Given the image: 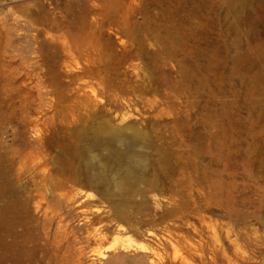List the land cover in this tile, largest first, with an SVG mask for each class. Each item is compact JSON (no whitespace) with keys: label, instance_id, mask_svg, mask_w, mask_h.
Listing matches in <instances>:
<instances>
[{"label":"rangeland","instance_id":"374dc122","mask_svg":"<svg viewBox=\"0 0 264 264\" xmlns=\"http://www.w3.org/2000/svg\"><path fill=\"white\" fill-rule=\"evenodd\" d=\"M77 1L78 7L75 4L71 8V0H0V32L3 38L0 43L2 48L0 63L3 64L6 58L11 59L10 67L14 68L18 76L23 74V67L28 65L29 59L25 57L31 54L32 45L28 36L17 39L11 45L5 41L4 31L10 22L16 25V33L26 29L22 17L17 16L18 9L25 8L35 12L41 4L43 10L45 7L44 11L48 10L51 15L56 13L53 16L58 24L56 21V26L52 30L48 29L49 34H61L68 42L70 38L77 43L82 41L80 51L76 50L70 55L63 53L60 46L55 47L56 49L53 46L51 50L55 49L53 57H56L53 58L49 50L50 58L43 63L53 71L57 67L54 71L56 79L55 76L53 78L55 94L48 91L50 87H43V92L36 96V88H32L31 96L27 98L30 108H27L26 115L30 119L41 120L50 117L55 120L64 117L68 120L74 119L76 129H80V123L88 127L99 121L104 107L110 106L119 113L127 111L126 109L131 107L121 98L124 97L125 100V97L135 96L133 99L136 104L133 103V106L139 112V116L129 120L135 121L141 128L148 123L147 127L153 126L156 133L163 132L168 138L178 137L182 145L173 146L171 149L178 152L179 161L183 160L185 163L182 169L172 174L170 183L159 175L161 183L157 188L151 189L147 185L139 184L143 189L141 191L145 190L142 192L144 196L133 197L132 203L126 208L128 222H119L114 210L108 207L102 198L100 199L98 191L85 185L84 157L83 160L79 157L74 162L78 177L76 176L75 183H71L72 197L69 200H57L56 197L50 204V208L57 215L53 227L59 224L61 227L58 235L65 230L69 238L72 264H264V0ZM75 14L76 16L79 14V18H73ZM132 26L135 27L134 32L131 30ZM166 30H172L175 35L172 32H170L172 35L166 34ZM197 50L202 52V55L196 52ZM211 52L215 53L216 63L212 70L209 68L205 70L201 57L203 53L205 56ZM236 55H245L251 60L252 66L245 81L230 72L231 61ZM87 58L92 61L95 74L91 77L85 76L67 86L69 71L72 72L77 64L84 63ZM119 58L124 60L121 61ZM117 60H120V63ZM64 62L68 65H64ZM44 65L43 69L46 68ZM154 66L160 70L157 71ZM258 70L262 73L260 85L262 95L256 96L254 101L255 103L259 101V109L249 105L250 95L247 90ZM183 72H187L186 82L182 76ZM198 75L200 77H197ZM32 79L34 78L27 79L29 86L33 84ZM64 79L67 81L66 84ZM84 80L89 86L83 82ZM106 82L113 86L106 88ZM82 85H86L84 88L89 92ZM116 86L124 90L127 88L125 90L129 91L125 94L127 96L121 94ZM131 87L142 89L145 87L149 94L144 96H139L138 92L131 94ZM75 92L81 97L76 98ZM20 96L14 97L11 103L16 110L21 108L18 101L24 98L25 94L21 93ZM146 97L153 101L154 109L150 110L146 105ZM62 99L66 101L63 102ZM87 99L89 102H86ZM105 99H111L110 102L113 104ZM54 100L58 102L56 109L51 105ZM0 101L4 107L10 105L3 91L0 93ZM97 102L101 106L91 110V117L83 118L86 112L79 106L83 103ZM154 114L158 115L155 118L157 120L163 116L159 122H166L165 126H159V123L151 125V122H155L151 116ZM81 117L84 120H79ZM182 127L184 128L181 129ZM27 136L30 137L31 132L27 131ZM196 141L200 142L198 146L201 145L200 148H203L199 153L200 157L197 155L200 161L191 152V147L197 146ZM76 142L80 144L79 141ZM204 144H207V148ZM213 155L221 157L215 158ZM198 170L203 172L202 176ZM92 206L103 207L104 211L89 214L87 211ZM123 246L124 248H121ZM140 248L145 250L142 251ZM100 253L103 255L99 256Z\"/></svg>","mask_w":264,"mask_h":264},{"label":"bare ground","instance_id":"6f19581e","mask_svg":"<svg viewBox=\"0 0 264 264\" xmlns=\"http://www.w3.org/2000/svg\"><path fill=\"white\" fill-rule=\"evenodd\" d=\"M71 1H72L71 8L75 4L77 6V4H78L77 0H71ZM68 5H70V2ZM42 6L43 5L40 4V8L37 9L35 12L29 11V9L27 10V9L23 8V6H22L23 9H18L19 14L17 16L22 17V20L24 21V23H26V24H24L26 29L16 33V25H14V22H10L9 26H7L5 31H4L6 43H9L11 45V44H14L17 39H19V38L21 39L23 36H28L32 45L30 46L31 54L29 56H27L28 58L25 57V59H29V62H28V65L26 67H23V70H24L23 74H21V75L19 74V76H18V74L15 73L14 68L10 67V62L12 61L11 59H7L5 57L6 60L3 61V64L0 63V93H2V91H3V93L5 94V97H6V101L8 99L9 103H10L9 106L4 107L0 101V264H72V258L70 255V251L72 249H71L69 238L67 237L65 230L62 231L61 235H58L59 229L61 227L59 224H57L55 227H53V221H54V218L57 217V215L54 212V210L52 208H50V204H52L51 201L53 199H55L56 197H57V200H62V199L69 200L72 197V194H73L72 189L73 188L71 189V186H72L71 183H73V182L75 183L76 176L78 177V175L74 169V162L79 157H81L82 160L84 157L83 168H84V171L86 173L85 182H84L85 185L92 187L93 189L95 188L98 191V195L100 196V199L102 198V200L107 203L108 207H110L112 210H114V213H116L117 218L120 220L119 222H121V221L128 222L129 216L127 215L128 212H127L126 208L129 206L130 203H132L134 196H136V195L141 196V195H143L142 192H145V190L141 191L143 189H141L139 187V184L147 185V186H149V188L151 187V189L157 188L161 183V181H160L161 179H159V175L162 177V179H164L170 183L172 174L176 170L182 169L184 166V163H185V161H183V160L179 161L180 156L177 155L178 152H174L171 149V147H173V146L182 145L181 142L178 140V137L176 135L175 136L177 138H172L173 137L172 136L171 137L172 139H171V138H168L167 136H165V134L163 132L158 131V133H156L155 129H153V126H151L150 128L147 127L148 123L146 124V126L144 125L145 127L142 126L144 128H141L139 126V124H137L135 121L129 120L130 118L139 116V112L133 106V103H134V105L136 104V101L133 99L135 96L132 98H126L125 97V100L123 99L124 97L121 98V100H123L126 104H129V106L131 107L130 109L129 108L126 109L127 111H125L123 113H119V111L115 112V110L112 109L110 106H108L106 108L104 107L101 115H100V113H98L100 116H102V118L100 117L101 119L98 117L99 121H97L98 119L97 120L95 119V118H97V117H95L96 116L95 115L94 116L95 118H93V119L96 120L97 122L94 123L93 125L87 127L85 124L80 123L81 128L80 127L79 128L81 129V131H80V129H76V127L74 125L75 124L74 119L68 120L65 117L60 119V120H55L53 117H50L47 119H42V120L41 119H30V118H28V116L26 115V112H27V108H30V105H28L27 98H28V96H31L30 90L32 88H36V96H39L43 92L42 91L43 87H45V88L50 87V90H48V91L53 92L55 94V83L53 81V78L55 76L54 71L56 70L57 67L55 66L56 68L53 71V69L47 68L48 66L46 67V63H43V61L45 62L46 60H48L50 58V57H48L49 50H50V53L52 54V55L51 54L50 55L53 57V55H55V52H54L55 49L60 46L63 53L70 55L72 52H75L76 50L80 51V45L82 42V41L81 42L79 41L77 43V42L71 40V38H70L71 35H69V36L67 35L70 38V42H68L65 39V37L62 38L61 34H49L48 29L52 30L54 28V26H56L55 23L57 20L53 16L54 13L51 15V13L48 10H46L48 12L44 11L45 7L43 10V8H41ZM73 8H75V7H73ZM56 9H57V7H56ZM93 9L94 8H92V10ZM93 12H94V10H93ZM74 13H75V11L73 10V14ZM76 14H75V17H73V18H79V16H78L79 14L77 16H76ZM54 15H56V13ZM74 22H76V21H74ZM81 22H82V20H81ZM90 23H92V22H90ZM57 24H58V21H57ZM78 28H80V27H78ZM78 28H77V30H78ZM134 28L132 26L131 30H133ZM169 28H170V25H169L168 29ZM134 30H133V32H134ZM68 31H70V30H68ZM166 31H167L166 34L167 33L171 34L170 32H172V30L171 31L166 30ZM66 33H67V31H66ZM160 35H159V37H160ZM156 36H157V34H156ZM176 36H178V35H176ZM2 39H3L2 38V32H0V43L2 42ZM173 39L171 41H173ZM182 40H184V39H182ZM90 41H91V39H90ZM177 44H179V42ZM182 44H183V42H182ZM139 45H141V44H139ZM53 46H54V48L56 47L54 49V51L51 50ZM171 47H172V45H171ZM94 48H95V46H94ZM141 48H143V46ZM169 48H170V46H169ZM204 48H206V47H204ZM1 49L2 48H0V53H2ZM137 49H138V47H137ZM200 50H202V49H200ZM204 51H206V49L203 50V52ZM86 52H87V50H86ZM141 52H140V54H141ZM145 52H146V50L144 51V53ZM196 52H199V51L197 50ZM63 53H60V54H63ZM169 53H171V52L169 51ZM193 53H195V52H193ZM201 53L202 52H199V54H201ZM207 53H209V52H207ZM212 53L213 52H211V54H208L205 56L203 53L204 57L203 56L201 57V59L203 58L201 61H202V67L204 69L209 68V70H212V68L215 66V63H216L215 62L216 61L215 60L216 59L215 53L214 54H212ZM133 54H135V52ZM199 54H197V55H199ZM125 55H127L126 57H128V54L125 53ZM139 55H137V56H139ZM216 56H217V54H216ZM122 58L125 59V57H122ZM100 59H99V61H100ZM107 59L108 58H106V60ZM124 59H122V60H124ZM119 61L117 60V62H119ZM156 62H157V58H156ZM111 63H112V61H111ZM220 63H221V61H220ZM231 63H232V66H231L230 72L232 74H234L236 77H238L239 79L245 81L247 79V74H248V72L252 66L251 60H249L245 55H236L233 57ZM48 64H50V62H48ZM66 64L67 63H65L64 65H66ZM196 64L197 63H195V65ZM43 65H44V67H46L45 69H43ZM61 65H63V64L61 63ZM98 65H100V64H98ZM107 65H108V63H107ZM119 65H121V64H119ZM192 66H193V64H192ZM110 67H112V66H110ZM113 67H114V64H113ZM103 68H104V66H103ZM115 68H114V70H115ZM154 68H155V66H154ZM104 70H106V69H104ZM111 70H113V68H111ZM158 70H160V69L158 68ZM189 70H190V66H189ZM199 70H201V69H199ZM69 72L70 73L67 74V77H68L67 86L69 84L75 82L76 80L82 79L85 76L86 77L93 76L96 71H94V69L92 67V61L87 58L84 61V63L77 64L76 68L72 72L71 71H69ZM149 72H151V71H149ZM186 73H184V72L182 73V76L184 78V82H186L185 79H187V77H188V76L185 77ZM195 73H196V71H195ZM200 73H201V71H200ZM103 74H105V73H103ZM115 74H117V73L115 72ZM228 75H230V74H228ZM164 76H165V74H164ZM206 76H208V75H206ZM32 77L34 78V79H32L33 84L29 86L28 85L29 81L27 79L28 78L31 79ZM62 77H64V76L62 75ZM197 77H200V75H198ZM122 78H124V77H122ZM166 78H167V75H166ZM207 78L208 77H206V79ZM55 79H56V76H55ZM65 79H64V82H65ZM149 79H151V78H149ZM191 79H192V76H191ZM86 80H87V78H86ZM86 80H84L83 82L86 83L87 82ZM107 80H109V78ZM115 80L117 81V78ZM193 80H194V78H193ZM261 80H262V73L258 70L254 74L252 80L249 83V87L247 89L248 94L250 95V99H249L250 104L249 103L248 104L251 105L253 108H258V109H259L258 106L260 105L259 101L257 103H255L254 98L256 96L261 97V95H262V89L260 86ZM147 81H148V79H147ZM66 82H65V84H66ZM131 82L132 81L130 80V83ZM163 83H164V81H163ZM56 84H57V82H56ZM120 84H121V82H120ZM149 84H150V82H149ZM180 84H182V83L180 82ZM61 85H62V83H61ZM86 85H88V83H86ZM86 85H82L83 88ZM122 85L123 84H121V86ZM125 85H126V83H125ZM105 86H106V88H109L110 86H113V85L109 82H106ZM128 86H130V85H128ZM128 86H125V87H128ZM146 86L148 87L149 85L146 84ZM163 86H165V85H163ZM156 87H158V86H156ZM118 88H119V90H120L119 92H121V94L124 93V95H125V94H128V92H129V91L125 92V90L127 88L125 90L119 86L117 87V89ZM131 88H132L130 90L131 94H133L134 92H138L137 94L139 96H144L148 93V89H146L145 87H143V89L140 87L139 88L131 87ZM91 89L94 90L93 88H91ZM85 90H88V89L86 88ZM108 90H107V92H109ZM150 90H152V89H149V91ZM210 90H212V89H210ZM58 92H60V91H58ZM88 92H89V90H88ZM21 93H24L25 97L20 98V100L18 101L19 102L18 104H21V108L19 110H16V109H14V107H12L13 105L11 103L15 99L14 97H17V96L19 97ZM84 94H85V96H88V94H86V93H84ZM72 95H74V94H71V96ZM94 95H96V94L94 93ZM66 96H67V94H66ZM89 96H91V95H89ZM125 96H127V95H125ZM75 97L80 98L81 95H79L78 92H77V94L75 92ZM118 97H121V96L118 95ZM246 98H248V97H246ZM64 100H63V102H64ZM84 100H86V99L84 98ZM107 100L109 103H111L110 101H112L111 99H107ZM258 100H260V99L258 98ZM102 101H103V99H102ZM145 101L147 102L146 105H148L150 110H152L151 108H153V101L148 97H146ZM2 102H3V100H2ZM86 102H89V100ZM165 102H167V101L165 100ZM57 103L58 102H56L55 100H54V102H52L51 105L53 106L54 109H56V107H55L56 105L58 106ZM114 103H115V101H114ZM61 104H59V105L61 106ZM66 104H68V103H66ZM105 104H108V103H105ZM111 104H113V103H111ZM155 104H156V102H155ZM40 106H39V108H40ZM96 106H101V104L99 105L98 102L94 103V104L93 103L81 104V106H79V107H81L82 110L86 112L84 115L85 117H83V116L82 117L87 118V119L89 117H91V112H92L91 110L94 109ZM102 106H103V104H102ZM157 106H158V104H157ZM164 106H166V105H164ZM95 109H97V108H95ZM167 110H168V108H167ZM58 112L61 113L62 111H58ZM77 112H79V111H77ZM65 114H67V113H65ZM76 115H78V114H76ZM149 115H150V113H148V117H149ZM49 116H50V114H49ZM52 116H54V115H52ZM67 116H69V115H67ZM151 116H152V118L154 117L153 120H155V122H153V123L151 122V125H153V124L156 125V123H159L160 124L159 126H165L166 122L165 123L159 122L161 120V118H163V116H161V118H159V120L155 119L156 117H158V115L154 114ZM62 117H63V115H62ZM82 117L79 118V120L83 119ZM146 120H147V118H146ZM162 120H164V119H162ZM166 120H168V119H166ZM84 123H86V122H84ZM178 128H180V127H178ZM183 128L184 127H182L181 129H183ZM27 131L31 132L30 137L27 136ZM2 134H5V135L2 136ZM188 134H189V132H188ZM190 139L192 140L191 137H190ZM76 141H79L80 144H78ZM192 141H194V140H192ZM183 142H184V140H183ZM186 143L187 142H185V144ZM188 143H190V142H188ZM195 143L197 144V146L193 145L191 147V152H192V155L194 157H196L203 150V148H200L201 145L198 146L200 142L197 143V141H196ZM208 144H210V143H208ZM204 145H203V147H204ZM206 145H205V148H207ZM211 146L212 145H210V147ZM210 149H212V148H210ZM211 151L213 152V150H211ZM211 151H210V153H211ZM186 153H184V154H186ZM207 153H208V151L205 154H207ZM183 157L184 156H182V158ZM199 157H200V154H199ZM217 157L220 158L221 156L220 157L217 156ZM217 157H215V158H217ZM197 160L200 161V158ZM195 164H196V162H195ZM199 165H201V164L199 163ZM199 172H201V171H199ZM205 172H206V170H205ZM202 173L203 172H201V176H202ZM175 175H176V173H175ZM199 175H200V173H199ZM209 175H210V173H209ZM175 177H177V176H175ZM214 184H215V182H214ZM166 188H167V186H166ZM143 198H140V199H143ZM145 201H146V197H145ZM140 202H142V201H140ZM140 202H139V204H140ZM143 205H145V203ZM107 210H108V208H107ZM102 211H104L103 207L92 206L91 208H89V210L87 212L89 214H96V213H99ZM131 223H133V222H131ZM119 226L116 227L117 230L119 229ZM90 233L92 234L93 232H90ZM99 233H100V231H99ZM121 248H124V246ZM140 249L142 251L145 250L144 248H140ZM72 253H73V251H72ZM102 255H103L102 253L99 254V256H102ZM163 262H165V260Z\"/></svg>","mask_w":264,"mask_h":264}]
</instances>
